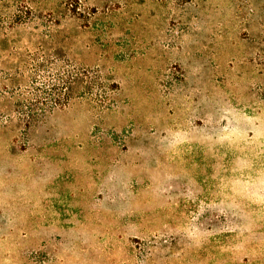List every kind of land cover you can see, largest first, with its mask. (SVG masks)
<instances>
[{
    "label": "rangeland",
    "instance_id": "1",
    "mask_svg": "<svg viewBox=\"0 0 264 264\" xmlns=\"http://www.w3.org/2000/svg\"><path fill=\"white\" fill-rule=\"evenodd\" d=\"M25 1L0 0V264H264V0ZM45 27L114 86L21 134L54 103Z\"/></svg>",
    "mask_w": 264,
    "mask_h": 264
},
{
    "label": "trees",
    "instance_id": "2",
    "mask_svg": "<svg viewBox=\"0 0 264 264\" xmlns=\"http://www.w3.org/2000/svg\"><path fill=\"white\" fill-rule=\"evenodd\" d=\"M13 1L14 3H26L25 0ZM19 11L18 9L6 11V15L4 16L0 13V23L6 19L12 24L19 25L23 23L22 15ZM28 14L30 15L31 11ZM34 30V38L37 44L36 50L38 54L42 55L37 56V61L46 60L53 65L49 73L50 80L46 85L48 88H44L39 92L47 95L46 97L54 102V105L46 106L40 103L41 101L39 100L41 99L36 100V98L32 99V97L26 99L28 103H23L24 99H22V102L16 108L19 119L18 128L21 134L32 132L48 115L65 108L75 94L86 98H102L105 99V104H108V101H110V91L114 86V84H104L101 76L97 72L85 68L78 69L71 64L69 59L66 58L64 47L60 44H55L56 39L60 40V31L56 34V30L52 27H45L44 29L37 28ZM58 59H66L64 60L65 64L63 65L62 71H57L56 63L59 61ZM62 98L63 103L60 104ZM32 100L36 101V103H32ZM58 102L60 105H57Z\"/></svg>",
    "mask_w": 264,
    "mask_h": 264
}]
</instances>
